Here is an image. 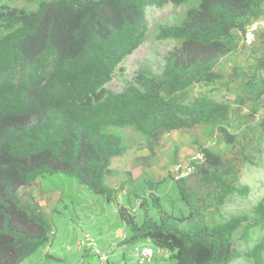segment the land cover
Here are the masks:
<instances>
[{"label": "trees", "instance_id": "16d2710c", "mask_svg": "<svg viewBox=\"0 0 264 264\" xmlns=\"http://www.w3.org/2000/svg\"><path fill=\"white\" fill-rule=\"evenodd\" d=\"M168 4L186 9L180 24L157 26V41L176 43L162 67L141 66L122 91L106 89L145 41L146 10ZM262 18L264 0H41L32 12L0 5V264H21L51 240L41 206L18 198L40 176L65 175L106 203L116 201L119 191L106 180L128 147L113 129L155 142L210 124L233 148L236 135L225 127L231 105L188 95L223 80L221 60ZM259 35L264 40V30L255 41ZM246 85L234 99L237 109L264 93V79ZM200 154L191 174L171 180L179 205L153 193L164 180H146V194H134L140 216L118 209L122 244L132 251L150 246L153 260L161 251L164 264H264V196L227 218V201L249 188L239 185L231 160L203 147Z\"/></svg>", "mask_w": 264, "mask_h": 264}, {"label": "rangeland", "instance_id": "374dc122", "mask_svg": "<svg viewBox=\"0 0 264 264\" xmlns=\"http://www.w3.org/2000/svg\"><path fill=\"white\" fill-rule=\"evenodd\" d=\"M41 0H0V5L10 8L35 11ZM186 6L146 10L147 33L145 41L128 55L115 70L112 80L105 86L113 92L122 91L132 82L141 66L159 69L163 58L175 46L174 41L156 40L159 24H180ZM239 50L221 60L218 71L223 80L210 86H196L188 95L191 101L196 96H207L218 102L229 103L230 118L225 125L236 135L235 146L227 145L222 136L210 124L192 130L173 131L159 140L150 142L130 128L113 129L125 137L126 153L112 160L106 186L116 189V201L108 204L100 195L89 191L71 177L65 175L40 176L32 185L18 191L20 204L28 198L36 201L52 223V233L47 244L25 259L21 264H101L98 255L78 243L92 240L101 253H109L107 264H135L124 251L122 240L126 229L118 213L124 207L130 214H137L139 199L134 194L145 195L142 190L145 181L152 183L164 180L159 195L164 202L179 205L171 180L175 177L177 164L186 166L200 154V148L210 149L235 165L238 183L249 188L248 195L231 197L223 208L227 218L247 213L264 196V93L257 102L248 100L236 108L234 99L248 85L246 81L258 82L264 79V67L258 68L264 60V40L258 36L252 48L241 44L237 35ZM146 190V189H145ZM136 252L135 250H133ZM125 253V263L122 255ZM161 251L156 252L149 264H164ZM136 262V261H135ZM231 264H245L237 260Z\"/></svg>", "mask_w": 264, "mask_h": 264}, {"label": "built area", "instance_id": "2783aa9c", "mask_svg": "<svg viewBox=\"0 0 264 264\" xmlns=\"http://www.w3.org/2000/svg\"><path fill=\"white\" fill-rule=\"evenodd\" d=\"M264 30V18L255 20L252 22L245 30V32L241 35V44L245 47L250 48L256 38V34ZM202 155L198 154L196 157H194L186 166H183L182 164H177L174 172H175V179L183 178L188 176L192 173L193 166L191 162H197L202 160ZM82 247H85L89 250L94 251L98 255V259L101 262V264H106L107 260L109 258L108 253H101L96 249L95 243L87 239L85 242H80L77 244V248L80 249ZM136 260L138 264H149L153 260L154 251L150 246H146L143 248L136 249Z\"/></svg>", "mask_w": 264, "mask_h": 264}, {"label": "crops", "instance_id": "0c3cea01", "mask_svg": "<svg viewBox=\"0 0 264 264\" xmlns=\"http://www.w3.org/2000/svg\"><path fill=\"white\" fill-rule=\"evenodd\" d=\"M124 251L126 252H130L129 253V255H128V258L130 259V260H132L134 263H135V261H136V252H134V251H132V250H129V249H127L126 247H124ZM126 252V253H127ZM108 255H109V253H108ZM124 255V257H125V253L123 254ZM122 255V256H123ZM109 259V258H108Z\"/></svg>", "mask_w": 264, "mask_h": 264}]
</instances>
